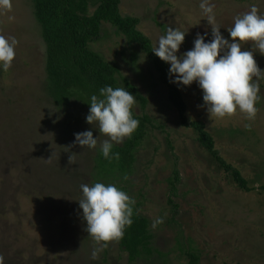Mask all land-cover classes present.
I'll list each match as a JSON object with an SVG mask.
<instances>
[{
	"label": "rangeland",
	"instance_id": "374dc122",
	"mask_svg": "<svg viewBox=\"0 0 264 264\" xmlns=\"http://www.w3.org/2000/svg\"><path fill=\"white\" fill-rule=\"evenodd\" d=\"M34 1L11 0V10L0 11V35L17 40L12 67L0 70L3 264H188L190 253L198 264H264V73L252 120L239 111L223 119L209 118L195 82L182 90L172 83L186 105L187 120L203 123L218 155L246 180L244 189L234 181L232 170L201 145L197 132L180 123L168 86L147 53L115 26L102 23L100 38L88 48L117 68L116 87L126 88L127 81L136 88L145 104L134 96L133 118L146 116L148 121L137 119L144 125L143 134L131 153L130 169L99 175L96 159L106 137L100 135L94 149L74 143V134L87 130L96 138L98 126L86 122L90 105L55 100ZM98 1L87 0L88 15ZM209 2L215 5L216 24L225 38L234 19L253 5L264 16V0ZM200 3L120 0L119 12L139 20L137 28L153 49L169 27L188 32L180 55L193 47L197 33L207 32L206 42L212 38ZM250 44L245 42L244 49L252 50ZM254 58L264 70V55L255 52ZM166 67L169 80L170 65ZM95 182L114 184L135 200L137 214L148 221L150 255L129 263L117 240L91 259L99 246L84 231L76 200L81 198V184ZM158 217L163 223L153 229Z\"/></svg>",
	"mask_w": 264,
	"mask_h": 264
},
{
	"label": "clouds",
	"instance_id": "9594fccd",
	"mask_svg": "<svg viewBox=\"0 0 264 264\" xmlns=\"http://www.w3.org/2000/svg\"><path fill=\"white\" fill-rule=\"evenodd\" d=\"M11 7V0H0V11L11 10ZM199 7L211 26L210 40L206 42L207 32L197 33L193 47L178 55L188 32L169 27L152 52L170 65V83L181 90L194 82L198 85L202 91V107L209 118L223 119L239 111L252 120L258 110L255 105L261 99L259 79L264 73L254 58L255 52L264 55V16L253 5L234 19L233 26L226 29L229 37L225 38L216 24L215 5L209 0H201ZM245 42H251L252 50L244 49ZM16 45L15 37L0 35V70L7 72L12 67ZM88 104L86 122L97 125L95 129L99 135L94 138L91 130L76 133L74 143L94 149L98 137L104 135L106 139L100 145L102 156L119 160V153L112 152L114 144L130 138L139 125L132 113L134 95L126 88L105 86L99 89V95L90 97ZM80 189L81 198L76 201L82 210L84 231L99 246L91 255L95 261L99 251L107 248L109 242L122 239L125 229L132 225L135 200L114 184H81ZM162 223L163 218L158 217L151 227L154 229ZM0 264H3L2 257Z\"/></svg>",
	"mask_w": 264,
	"mask_h": 264
},
{
	"label": "trees",
	"instance_id": "16d2710c",
	"mask_svg": "<svg viewBox=\"0 0 264 264\" xmlns=\"http://www.w3.org/2000/svg\"><path fill=\"white\" fill-rule=\"evenodd\" d=\"M120 0H99L91 15L87 14V0H35V16L42 29L46 44V70L53 85V96L57 103H66L69 99L89 105L92 95H99V89L105 86L116 87L118 70L105 62L97 53L89 50L88 44L101 36L102 23H109L122 33L129 43H137L152 60L161 80L168 86V97L176 108L180 123L192 127L197 132V139L209 153L227 170H232L234 181L248 189L246 180L233 166L227 164L218 155L214 140L204 129L200 121L189 122L186 118V105L180 91L167 78V63L160 60L152 51L147 36L137 28L136 17L122 16L119 12ZM126 89L144 106L145 99L134 86L125 81ZM142 121H148L146 116ZM142 123L130 138L121 146L115 145L113 153H119V160L105 159L99 151L96 159L97 173L110 174L115 169L128 171L132 162V151L142 137ZM95 167V168H96ZM102 176V175H101ZM264 187V186H263ZM133 223L125 229L120 247L127 253L128 262L152 253L151 234L148 233V221L137 214L134 208ZM194 253L189 254L188 264H198Z\"/></svg>",
	"mask_w": 264,
	"mask_h": 264
}]
</instances>
